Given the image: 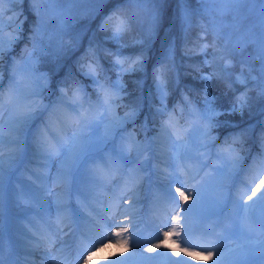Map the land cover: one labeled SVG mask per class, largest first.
Returning <instances> with one entry per match:
<instances>
[{
    "label": "snow or ice",
    "instance_id": "6c2138e0",
    "mask_svg": "<svg viewBox=\"0 0 264 264\" xmlns=\"http://www.w3.org/2000/svg\"><path fill=\"white\" fill-rule=\"evenodd\" d=\"M22 2L0 0V213L6 170L20 172L19 190L14 189V195L34 211L28 213L27 223L9 242L7 259L0 232V264H63L69 246L64 237L74 240L84 235L82 228L93 225L97 217L113 229L110 235L115 237V245L125 250L138 248L134 243L135 227L128 224L127 218L118 224L107 223L97 206L107 204L111 211L113 204L117 208L121 204L134 205L141 185H152L154 181L171 214L167 222L159 225L156 242L146 247V252L154 253L171 242L176 245L177 255L224 264V253L214 246H185L182 237L201 231L210 241L226 237L235 242L231 264H264V211L259 216L253 213L257 205H264V125L259 130V151L247 157L250 164L244 163L246 157L241 152L253 134L251 125L229 132L222 139L217 134L222 128H238L228 118H242L246 110L250 111L247 85L255 77L241 72L228 79L232 76V62L224 52L231 34L224 49L216 44L224 18L238 14L243 6L259 22L258 55L264 62V0H195L199 5L196 9L189 8L188 0H177L184 55H204L202 62L187 65L197 73L193 79L203 82L198 93L201 99H191L193 89H189L182 93L179 104L169 107L171 86L179 77L175 42L169 43L152 69V127L147 128L146 119L141 126L143 140L125 127L135 123L140 106L129 107L123 100L127 95L124 77L144 71V55L143 51L125 55L122 49L135 44L146 47L151 42L160 25L165 0H116L98 25L97 30L106 35L100 41L90 40L76 61L77 72L55 84L47 72H38L37 66L48 54L52 41L44 13L59 18L60 33L69 27L68 10L59 7L64 0H30L36 16L27 37L30 48L25 45L17 57L14 53L23 39L24 21L14 6ZM89 2L95 12L106 0ZM6 4L12 7L6 9ZM44 4L48 7L42 8ZM140 12L147 13L145 19L139 18ZM194 15L210 18L211 43L204 39L209 29L202 26L201 34L188 47ZM137 27L140 38L125 42L124 38ZM78 42L77 38L68 47L61 43L60 51H75ZM109 42L117 46L115 51L106 46ZM209 47L214 50L211 59L207 55ZM102 58L109 59L108 69L102 66ZM204 67L211 70L204 72ZM109 72L116 73L115 80ZM214 80L225 81V90L219 96L211 91ZM236 84L243 85L244 91L236 89ZM258 94L264 97V66ZM122 106L126 111L119 116L116 110ZM33 162L36 167H32ZM245 171L247 177L240 181L243 190L234 197L231 189ZM210 190L215 195L209 197ZM127 211L122 213L125 217ZM159 228L164 229L162 234ZM104 239L101 236L89 240L91 248L80 253L84 264H91L99 250L97 243L108 246Z\"/></svg>",
    "mask_w": 264,
    "mask_h": 264
},
{
    "label": "rangeland",
    "instance_id": "374dc122",
    "mask_svg": "<svg viewBox=\"0 0 264 264\" xmlns=\"http://www.w3.org/2000/svg\"><path fill=\"white\" fill-rule=\"evenodd\" d=\"M25 1L27 0H23V2ZM17 5H15L14 7L19 11ZM9 7L12 6L7 4L5 5L6 9ZM41 7L47 8L48 5L44 4L41 5ZM59 7L68 10L69 19L67 23L69 27L66 32L60 33L58 31L60 23L59 18L50 13H44L46 24L49 29L52 30V41L51 45L48 48V54L41 57V62L37 66L38 72H47L51 78L52 76L48 72V68L53 67L52 71L58 70L62 64L59 59L67 55V53H62L60 51L59 45L62 43L65 47L66 45L75 43L77 41V38L78 41H80L83 37H86L87 40H91V38L94 36L92 34V27L95 26L98 28L101 20L100 19L97 21L96 17L100 14V12L102 13L103 11V6L101 5L99 6L97 11L93 12V8L95 6L91 4L89 0H74V2H68V0H64V2L59 5ZM107 13L105 12L102 15V18ZM33 15L34 23L36 20V16L34 13ZM145 16H147V13H145ZM94 19L97 21L96 23L93 22ZM4 20L5 22H7L8 14L4 16ZM260 31L261 28L259 26L258 20L255 18V16L248 14L246 8L243 6H241V11L238 14L229 15L224 18L222 34L224 35L226 40L229 33L231 34V40L227 43L225 55L230 60L232 56H235V60L246 67L245 71L243 72L245 74L249 73L251 77H255L254 81H257L259 84L261 81V68L262 66H264V62L261 61L258 55V37ZM25 37L26 35L23 30V39ZM254 59H256L257 62L254 61ZM222 63L223 61H218V64ZM229 71L233 74L232 77L234 76L233 78H235L237 73L232 69H230ZM6 79L7 73L5 74V80ZM137 83H139V86H143L146 91L150 90L148 86H144L145 78H141L137 81ZM54 98L55 97H53V99ZM127 100L132 103L130 99ZM44 102L47 103V99H45ZM169 107L171 108L172 106ZM119 108H117L116 110L117 115H119ZM148 114L149 113L146 112L143 116L146 118ZM139 119L140 117L138 115L135 118L134 124L128 123L125 125V127L129 132H134L138 139L143 140L145 133L142 130L141 126L144 125L145 122L144 120L140 121ZM249 125H251L252 128L255 127L254 122L249 123ZM146 126L147 128H150L149 124H147ZM147 134L149 136L152 135L151 132H148ZM258 151L259 143L257 142L252 155H255ZM244 163L250 164V160H245ZM32 167H36V162H33ZM246 177V171L242 172L235 187H232L231 191L234 197L236 196L238 190H243V186L240 181L245 180ZM18 179H21L19 171L14 170L9 172L6 170L3 181V207L2 213H0V232H2L5 242L6 259L8 258L10 251L9 242L16 236L15 231L20 230L22 228V225L25 224L24 218L28 216V212L32 211V209L27 204L20 203L14 195V189L16 191L19 190V185L17 184ZM23 179L26 181L27 177L25 176L23 177ZM213 195H215L214 191L210 190L208 196L211 197ZM162 196L163 194L159 191L157 183L154 181L152 185H148L147 183L141 185V191L138 195V198H136L137 202L134 205L121 204L120 207L117 208L115 204H113L111 211H109L107 204H105L104 206H97V211H100L101 213L103 212L102 215H104L105 213L104 217H106L107 223L115 222L118 224L125 220V218H127V222L130 226H137L139 224L138 227L139 229L141 228L139 235L133 233L134 243L139 246L138 248L131 247L129 250H125V248L115 245V237H111L110 235L113 229L107 227L104 219H101L100 221V218L97 217V219L93 222V225L82 228L84 235H78L74 240L71 237H64V239L68 240L69 246L65 250L66 256L63 264H84L83 259L80 257V253L85 249L91 248L89 240L99 239L101 236L105 238L104 243H106L108 246L104 247L103 244H96V248L99 250H96L95 254L92 256L91 264H113L114 261L121 260L126 261V264H176L177 261H181L182 264H193V261H199V264H213V262H204L200 257L189 258L183 255H177V252L175 250L176 245L171 242H169L166 247L157 249L154 253H148L145 251L146 247L150 246L151 243L156 242L157 229L159 225L167 222L171 214L170 206L162 202ZM49 199L52 198L50 197ZM262 206L264 205H257L256 208L253 209V212H260ZM125 209L128 210L126 217L122 214L124 213ZM165 209H168L167 213L165 212ZM255 215L259 216L260 214ZM13 217L15 218V222L11 226L6 225L7 220L9 221V219ZM143 217L152 219L150 220L152 223L151 229L148 228ZM139 229L137 228V232L139 231ZM163 230V228H159L161 234ZM147 231L152 232L151 238H148L147 236L142 237V235H144ZM85 236L87 237V239H85ZM182 239L186 241L185 246H214L218 251H221L223 253H227L226 251L232 252V249L235 248V242L233 240L222 237L218 242L210 241L209 238L205 237L201 231L194 232L187 237H182ZM84 255L86 256V252H84ZM21 256H23V253H21ZM231 262L232 261H225L224 264H231Z\"/></svg>",
    "mask_w": 264,
    "mask_h": 264
},
{
    "label": "trees",
    "instance_id": "16d2710c",
    "mask_svg": "<svg viewBox=\"0 0 264 264\" xmlns=\"http://www.w3.org/2000/svg\"><path fill=\"white\" fill-rule=\"evenodd\" d=\"M115 2L116 0H110V1L106 0L105 4L102 5L103 11L101 14H104L105 12L107 13L108 11H110ZM188 6L190 9H196L199 7V5L196 4L195 0H188ZM17 8L19 9V12L21 14L20 18H22V20L24 21L23 26L27 28L26 31H27V37H28V35L30 34L31 26L33 24L32 22L34 19L33 12L31 11L30 0L29 1L27 0L23 4L18 5ZM145 13L146 12L138 13V16L141 20L146 18ZM25 17H27V19H25ZM209 21H210V18L208 16H202V15L193 16L194 27L191 29V31L188 34V39H189L188 47H191V42L194 41L196 37H198L201 34L202 26L209 29V34L205 36L204 39L210 43L213 41V37L210 31L211 25ZM99 34H101V32ZM105 35H106L105 33L102 34V39ZM134 37L140 38V30L138 27L135 28L130 35L126 36L124 38V41L131 43ZM172 42H175V47H176L175 61L177 64V71L179 73V77H178V80H176L171 86V94L169 96V99L171 98L172 102H175L176 100L178 101L180 100L179 93L183 89L186 92L189 89H193V91L190 92V97L194 101H199L201 97L200 95H198V93L202 91L203 82L193 79V77L196 76L197 73H195L191 68L187 67V65L192 64V63L202 62L204 59V55L197 54L191 57L184 55V51H185L184 34L181 31L180 21L177 18V0H165L163 4V8H162V18H161L160 25L155 35L153 36L151 42L146 47H143L142 45H139V44H135L131 47L123 48L122 52L125 55H132V54L138 55L140 54L141 51H143L145 68H144V71L137 72V73L139 74V76L140 74H144L147 79L148 84L152 88V69L154 65L157 63V61L161 59L162 54L164 50L166 49V47L168 46V44ZM223 42L224 41L221 38L220 40H217L218 44L217 43L216 44L219 45L221 49H224L225 46L224 44H222ZM25 45H28L27 38L25 41H23L19 45V48L17 47L18 50L14 53L17 57L20 56L21 50L25 47ZM88 45L87 44L81 45L82 47L78 49L76 54L73 53V55L81 56L84 53L85 49H87ZM28 46L30 47V45ZM106 46L111 48L113 51H115L117 47L115 44L111 42L107 43ZM211 51H214V50L212 47H209L207 50L208 59H211ZM71 52H69V57L71 55ZM224 54H226V51L224 52ZM68 59L69 58H67L64 63H63L64 60L59 59L61 63L64 64V66L61 69H58L56 72V76L58 75L57 77L58 80H62L69 73H72L70 69V66L72 67L71 65L72 63L68 65L67 63L70 62V60ZM231 62L233 65L232 67H230V69L232 68V70L235 71L237 75L245 71L246 67L239 66V64L241 63H238L235 60L234 56L231 57ZM101 64L105 69H108L110 67L108 58H102ZM64 68H67L68 71L64 70ZM210 70L211 69L207 67L203 68L204 72H208ZM50 71L53 73L52 69H50ZM245 76L251 77L249 73L245 74ZM233 77L231 76L228 79H234ZM127 81L128 80L124 79V82L126 85H128ZM234 87L240 91H244L243 85L236 84L234 85ZM247 87H248V95L251 98L250 99V104H251L250 111L246 110L245 115L242 118L241 117L239 118V116L229 117L228 119L232 120L233 123L238 124L239 127L238 128H222V129L217 130V134L220 136L221 139L223 138L224 135H227L229 132L240 131L243 128V125L247 122H250L252 118L253 120H256V121L259 120V124L261 126L264 124V111L261 110L262 108H264V97H260L258 94L259 83L257 81H254L253 79H249ZM222 90H225V82L214 80L212 83V88H211L212 94L215 96H219ZM135 91L136 90L127 91L126 89L127 95L124 97V100H123L124 105H127V106L136 105L135 103H136L137 97H135V94H134ZM127 99H131L132 103H130ZM177 104H179V101L178 103H176V105ZM122 109H123V106L120 107V110ZM261 126H258L257 129L255 128L253 130L252 136L249 137L244 144V150L241 152V155L245 156L246 159L248 155L254 149L253 142L258 138L259 130Z\"/></svg>",
    "mask_w": 264,
    "mask_h": 264
},
{
    "label": "bare ground",
    "instance_id": "6f19581e",
    "mask_svg": "<svg viewBox=\"0 0 264 264\" xmlns=\"http://www.w3.org/2000/svg\"><path fill=\"white\" fill-rule=\"evenodd\" d=\"M98 212H100V211H98ZM101 213V212H100ZM103 213V212H102ZM102 213H101V215H102ZM104 215H105V213H104ZM104 215H102V216H104ZM110 248V247H109ZM106 253V252H105Z\"/></svg>",
    "mask_w": 264,
    "mask_h": 264
}]
</instances>
